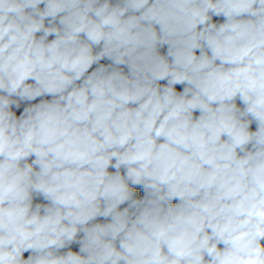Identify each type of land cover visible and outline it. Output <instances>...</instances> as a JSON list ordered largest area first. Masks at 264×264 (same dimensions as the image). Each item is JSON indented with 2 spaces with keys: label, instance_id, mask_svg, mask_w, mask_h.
<instances>
[{
  "label": "clouds",
  "instance_id": "clouds-1",
  "mask_svg": "<svg viewBox=\"0 0 264 264\" xmlns=\"http://www.w3.org/2000/svg\"><path fill=\"white\" fill-rule=\"evenodd\" d=\"M0 264H264V0H0Z\"/></svg>",
  "mask_w": 264,
  "mask_h": 264
},
{
  "label": "trees",
  "instance_id": "trees-1",
  "mask_svg": "<svg viewBox=\"0 0 264 264\" xmlns=\"http://www.w3.org/2000/svg\"><path fill=\"white\" fill-rule=\"evenodd\" d=\"M141 195H142V191H141Z\"/></svg>",
  "mask_w": 264,
  "mask_h": 264
}]
</instances>
